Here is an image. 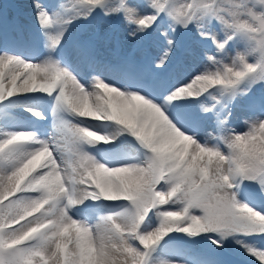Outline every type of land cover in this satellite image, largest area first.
Masks as SVG:
<instances>
[{
    "label": "snow or ice",
    "instance_id": "6c2138e0",
    "mask_svg": "<svg viewBox=\"0 0 264 264\" xmlns=\"http://www.w3.org/2000/svg\"><path fill=\"white\" fill-rule=\"evenodd\" d=\"M33 14L44 51L0 47V106L50 97L53 134L0 124V264H185L158 255L173 233L231 242L264 264V205L248 202L264 197V0H33ZM90 19L120 21L123 39L97 29L69 42ZM4 23L0 13V38ZM147 44L154 57L138 55ZM109 46L117 63L102 55ZM181 51L198 63L169 83ZM121 137L143 160L108 166L88 151Z\"/></svg>",
    "mask_w": 264,
    "mask_h": 264
},
{
    "label": "rangeland",
    "instance_id": "374dc122",
    "mask_svg": "<svg viewBox=\"0 0 264 264\" xmlns=\"http://www.w3.org/2000/svg\"><path fill=\"white\" fill-rule=\"evenodd\" d=\"M24 2L30 3V5L33 7V0H0L1 6L0 8H7L9 10V7L15 6L18 7L19 4H22ZM51 2V0H49ZM25 6V5H24ZM20 8V7H19ZM25 12L28 13L26 8H22ZM10 13L12 10H9ZM24 12V13H25ZM29 17L33 19V22H35L33 11H30L28 13ZM9 18V17H8ZM22 25L18 26L17 28L22 31L23 33L27 34L30 38L34 33H31L33 31L32 24L29 22V20L25 17H22ZM17 22L13 18L12 24H16ZM79 26H86V28H83L82 31L78 29ZM99 29L102 33L109 32V31H115L118 35L121 36L123 39V33H124V27L118 20H111V21H104L102 19H90L89 21H83V22H77L73 28L70 29V34H74V38L79 36L82 32L87 33L91 31H95ZM29 31V32H28ZM69 34V35H70ZM186 37H189L188 41L190 44H194L196 40L195 34H188L185 33L182 36V40L186 44ZM70 39V36L68 37ZM72 40H69L71 42ZM131 41H126L124 44L123 50L126 51L129 46H131ZM150 46V51H147L144 49L143 53H139L138 55H142L144 53H147L150 57H154V49L151 44H148ZM187 45V44H186ZM2 47V46H0ZM102 55L103 57L112 62L117 63V56L114 53V48L104 47L102 49ZM183 58L182 63H177L173 66V68L168 71L165 75L167 76L169 83H179L184 80L187 73L191 70L192 67H195L198 61L195 59H192L191 57L184 56L183 52H178L177 57L174 59H181ZM187 71V72H186ZM119 78V77H118ZM36 99V100H35ZM179 104H185L186 101H176ZM214 103V101H212ZM242 103V102H241ZM39 102L37 101L36 96H23L16 100H14L12 103H4L3 105H6L7 108L12 109L13 111L10 113H2L0 112L1 117L0 118V124H18L19 130L24 131H33L35 132L40 138H47L50 135L53 134V130L49 129L47 125L46 119H39L36 116H33L32 112L27 111L26 109L31 108L37 111H41V107L38 106ZM1 107V106H0ZM27 112H25V111ZM237 119L234 121L233 126L242 128L243 127V119L242 117L245 116V113L241 108H237ZM45 117L47 118V115L45 112H43ZM29 115V116H28ZM87 124L94 126L95 130L101 134H105L108 136L116 135L119 131V126L115 125L114 122H101V121H87ZM30 125V126H29ZM53 125V124H52ZM38 129H45L47 131L46 136H40V133L38 132ZM112 129V130H111ZM129 140H131V137H129ZM102 143L97 144L94 148H89L88 151L91 152L98 160L99 153L97 150H101L104 152L105 150L102 148ZM118 147L117 150L120 152H128L129 154L127 157H123V160L121 164L124 163H136L133 157H139L141 161L143 156V150H139L138 145H134L132 143H128L123 140V137L120 138V141H118ZM115 151V150H114ZM143 157V158H142ZM138 161V162H139ZM100 162L103 163L102 160ZM120 165V164H119ZM114 166V165H113ZM249 203H252L253 206L257 204L264 205V197L257 196V199L255 201H248ZM91 203V201H89ZM105 206L100 209L101 212H112V211H119L122 207L120 203L122 202H102ZM173 237H175L174 240H172L170 243H168L165 247H162L159 252V257L164 259H176V260H183L185 261V264H193V261L191 260V257L196 254H204L215 257L220 264H258V262L245 254L242 249H240L235 244L228 242L225 244L223 249H219L216 247L215 244L212 243L211 239H208L207 237L201 238V237H187L184 236V234L181 233H173ZM179 253V254H177Z\"/></svg>",
    "mask_w": 264,
    "mask_h": 264
},
{
    "label": "bare ground",
    "instance_id": "6f19581e",
    "mask_svg": "<svg viewBox=\"0 0 264 264\" xmlns=\"http://www.w3.org/2000/svg\"><path fill=\"white\" fill-rule=\"evenodd\" d=\"M22 8H26L28 13L30 11H33V7L30 5V3L24 2L23 5L19 4L18 7H15L14 5L12 7H10V9L12 10V13H9L8 11L6 12V14L9 17V20L6 21V18L3 15L5 23H4L3 29H2L3 30V37L0 38V46L6 47V48L10 49L13 52H21L17 47L11 45L13 43L17 44V42L20 40L19 39V33H17V35L16 34L14 35V32L9 31V29L13 28V26H17V27L20 26L18 22L16 24H12L14 15L22 13V14H25V15L29 16L28 13L25 12ZM0 13H2L1 9H0ZM33 29L36 32L32 35V37L31 38H26V40L21 42V44H22L24 49H27L29 46L33 45L34 46V52H33L32 56L36 57L37 55H39L40 53H42L44 51V49L42 48L43 37L40 34L39 29H38V25L36 23L33 24ZM15 40H16V42H14ZM145 47L150 50V47H147V46H145ZM154 53H155V51H154ZM22 54H23V56L26 59L29 57V55L26 54V53H22ZM174 61H175V63L173 65H171V67L169 68L168 71H170L173 68V66L176 65L177 63H181L180 62L181 61L180 58L179 59H174ZM112 79H115V80L119 81V78L116 77V76H110V80H112ZM24 96H27V97L36 96L37 101L39 102L38 106L41 107V110L44 111L45 113H47V111L50 110V101L47 100L48 96H46L44 94H40V93L28 94V95H24ZM19 97H21V96L12 98V101L14 99H18ZM5 102L8 103L9 101H5ZM175 103H177V102H175ZM177 104H179V103H177ZM2 107H7V106L3 105ZM9 110H11V109H9ZM0 115H2V114H0ZM0 118H3V117L0 116ZM3 125L5 127V130H8V131H21V130L18 129V127H19L18 124H13V123L9 124V123H7V124H3ZM50 129L53 130V126L50 127Z\"/></svg>",
    "mask_w": 264,
    "mask_h": 264
}]
</instances>
